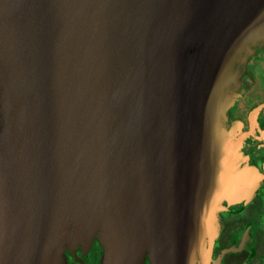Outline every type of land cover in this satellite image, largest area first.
I'll return each mask as SVG.
<instances>
[{"label":"water","instance_id":"95a60500","mask_svg":"<svg viewBox=\"0 0 264 264\" xmlns=\"http://www.w3.org/2000/svg\"><path fill=\"white\" fill-rule=\"evenodd\" d=\"M259 45L264 0H0V264L209 254L259 185L225 122Z\"/></svg>","mask_w":264,"mask_h":264},{"label":"flooded vegetation","instance_id":"af4514ba","mask_svg":"<svg viewBox=\"0 0 264 264\" xmlns=\"http://www.w3.org/2000/svg\"><path fill=\"white\" fill-rule=\"evenodd\" d=\"M240 93L225 112L232 142L241 140L231 156L239 169L259 179L249 198L230 204L223 200L216 212V233L211 252L197 255L194 264H264V46L247 55ZM106 247L97 235L86 249L67 247V264H103ZM209 251V245L206 248ZM147 253L143 264H152Z\"/></svg>","mask_w":264,"mask_h":264}]
</instances>
